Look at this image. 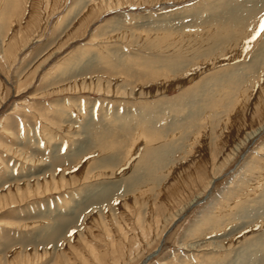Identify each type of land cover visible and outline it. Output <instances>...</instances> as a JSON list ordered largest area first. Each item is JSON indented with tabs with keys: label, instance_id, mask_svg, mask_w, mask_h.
Segmentation results:
<instances>
[{
	"label": "rangeland",
	"instance_id": "1",
	"mask_svg": "<svg viewBox=\"0 0 264 264\" xmlns=\"http://www.w3.org/2000/svg\"><path fill=\"white\" fill-rule=\"evenodd\" d=\"M262 27L264 0H0V264H264Z\"/></svg>",
	"mask_w": 264,
	"mask_h": 264
},
{
	"label": "snow or ice",
	"instance_id": "2",
	"mask_svg": "<svg viewBox=\"0 0 264 264\" xmlns=\"http://www.w3.org/2000/svg\"><path fill=\"white\" fill-rule=\"evenodd\" d=\"M262 31H264V27H262V29H261Z\"/></svg>",
	"mask_w": 264,
	"mask_h": 264
},
{
	"label": "bare ground",
	"instance_id": "3",
	"mask_svg": "<svg viewBox=\"0 0 264 264\" xmlns=\"http://www.w3.org/2000/svg\"><path fill=\"white\" fill-rule=\"evenodd\" d=\"M231 76V75H230Z\"/></svg>",
	"mask_w": 264,
	"mask_h": 264
}]
</instances>
